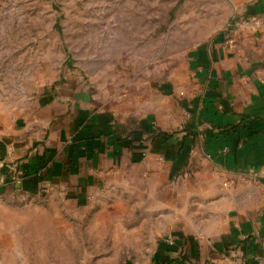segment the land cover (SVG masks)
<instances>
[{
  "label": "rangeland",
  "instance_id": "rangeland-1",
  "mask_svg": "<svg viewBox=\"0 0 264 264\" xmlns=\"http://www.w3.org/2000/svg\"><path fill=\"white\" fill-rule=\"evenodd\" d=\"M261 65L264 0H0V149L46 123L47 100L67 80L109 102L136 100L134 117L155 119L154 132L137 134L147 146L162 132L158 121L173 123L170 109L186 118L208 82L226 74L260 80ZM117 189L87 203L0 195V264H165L181 256L192 240L175 233L181 219L144 209L143 187L133 202L131 179Z\"/></svg>",
  "mask_w": 264,
  "mask_h": 264
},
{
  "label": "crops",
  "instance_id": "crops-1",
  "mask_svg": "<svg viewBox=\"0 0 264 264\" xmlns=\"http://www.w3.org/2000/svg\"><path fill=\"white\" fill-rule=\"evenodd\" d=\"M256 73L253 82L229 74L208 82L190 115L170 109L173 123L158 121L162 132L147 146L137 134L155 119L134 117L136 100L109 102L82 80L64 81L47 100L46 123L0 149V176L9 154L23 178L0 184V195L56 193L87 203L131 179L133 202L143 187L144 209L181 219L175 233L192 238L199 263L264 264V65Z\"/></svg>",
  "mask_w": 264,
  "mask_h": 264
},
{
  "label": "built area",
  "instance_id": "built-area-1",
  "mask_svg": "<svg viewBox=\"0 0 264 264\" xmlns=\"http://www.w3.org/2000/svg\"><path fill=\"white\" fill-rule=\"evenodd\" d=\"M22 172L20 170L19 163L17 162H8L7 164L4 165V174L0 176V184L5 185L7 183H12V184H17L20 185L22 182ZM181 243V242H180ZM173 244V242H172ZM182 245V244H181ZM186 251H184L181 256H184ZM185 264H194L193 258L191 261H186Z\"/></svg>",
  "mask_w": 264,
  "mask_h": 264
},
{
  "label": "trees",
  "instance_id": "trees-1",
  "mask_svg": "<svg viewBox=\"0 0 264 264\" xmlns=\"http://www.w3.org/2000/svg\"><path fill=\"white\" fill-rule=\"evenodd\" d=\"M143 133L145 132H154V129H144L141 131ZM182 244V243H180ZM185 254L182 257H176V258H168V261L165 264H185L186 261H191L192 258H194L193 254L191 253L190 247H187L185 250Z\"/></svg>",
  "mask_w": 264,
  "mask_h": 264
}]
</instances>
